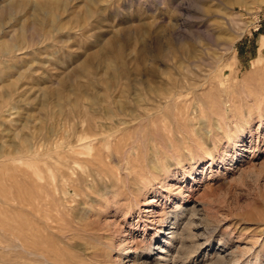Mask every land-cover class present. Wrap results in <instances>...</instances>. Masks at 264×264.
<instances>
[{"label": "rangeland", "instance_id": "374dc122", "mask_svg": "<svg viewBox=\"0 0 264 264\" xmlns=\"http://www.w3.org/2000/svg\"><path fill=\"white\" fill-rule=\"evenodd\" d=\"M0 264H264V0H0Z\"/></svg>", "mask_w": 264, "mask_h": 264}, {"label": "bare ground", "instance_id": "6f19581e", "mask_svg": "<svg viewBox=\"0 0 264 264\" xmlns=\"http://www.w3.org/2000/svg\"><path fill=\"white\" fill-rule=\"evenodd\" d=\"M244 92V91H243ZM73 131V130H72ZM76 134V133H75ZM83 134V133H82ZM61 138V137H60ZM71 138V137H70ZM81 138V137H80ZM78 141H80V140H78ZM53 143V142H52ZM72 144H74L71 140H69V143H66V144H64V145H62V144H60V145H62V147H70V146H72ZM77 144V143H76ZM75 144V145H76ZM59 145V146H60ZM79 145V144H78ZM62 149V148H61ZM82 149V148H81ZM64 150V149H63ZM72 151V150H71ZM70 151V152H71ZM77 151V150H76ZM62 152V151H61ZM64 154V153H63ZM66 154H68V152L66 153ZM65 154V155H66ZM62 157V156H61ZM65 160V159H64ZM78 162V161H77ZM80 164V163H79ZM67 165V164H66ZM81 166V165H80ZM60 168V167H59ZM60 170V169H59ZM73 170V169H72ZM78 170V169H77ZM61 171V170H60ZM61 175V174H60ZM66 179V178H65ZM107 188V187H106ZM182 213H177L176 214V216H175V219H174V223H171V225H176V223L178 224L179 223V219H178V216H180ZM195 213L194 212H191V215H194ZM180 218V217H179ZM169 229H175L174 227H172V228H169ZM54 230V229H53ZM57 230V229H56ZM56 232V231H55ZM172 233V235L174 236V235H176V233H177V231H176V233L175 232H171ZM170 234V233H169ZM182 235V234H181ZM58 236V235H57ZM172 236V237H173ZM55 238V241H60V237H54ZM172 239V238H171ZM173 240V239H172ZM39 241V240H38ZM42 241V240H41ZM50 243V242H49ZM47 241L45 242H43L41 245V247L39 248V249H36V248H32L33 249V254L34 255H39L40 257H42L43 259H44V261H45V263L46 262H48L49 261V258H47V256L49 255V253H48V248L50 247V246H53V244H49ZM86 252V251H85ZM55 259V258H54ZM53 259V260H54ZM56 262V261H55ZM59 262V261H58ZM50 263V262H49ZM57 263V262H56Z\"/></svg>", "mask_w": 264, "mask_h": 264}]
</instances>
